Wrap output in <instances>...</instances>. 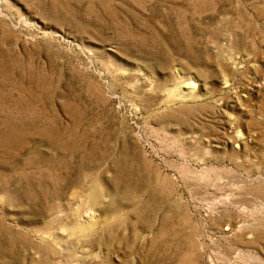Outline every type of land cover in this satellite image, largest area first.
<instances>
[{"label": "rangeland", "instance_id": "rangeland-1", "mask_svg": "<svg viewBox=\"0 0 264 264\" xmlns=\"http://www.w3.org/2000/svg\"><path fill=\"white\" fill-rule=\"evenodd\" d=\"M0 264H264V0H0Z\"/></svg>", "mask_w": 264, "mask_h": 264}]
</instances>
